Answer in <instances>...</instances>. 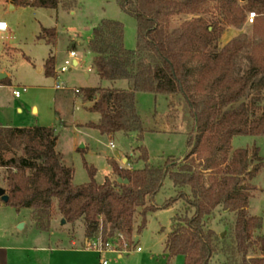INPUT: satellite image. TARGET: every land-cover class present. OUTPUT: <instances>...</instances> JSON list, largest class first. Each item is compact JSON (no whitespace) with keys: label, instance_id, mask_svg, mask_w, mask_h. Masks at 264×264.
Here are the masks:
<instances>
[{"label":"trees","instance_id":"16d2710c","mask_svg":"<svg viewBox=\"0 0 264 264\" xmlns=\"http://www.w3.org/2000/svg\"><path fill=\"white\" fill-rule=\"evenodd\" d=\"M9 1L15 7L48 10L60 3ZM117 1L137 22L136 50L125 47L124 25L112 20L94 28L89 49L102 81L124 80L130 88H82V102L91 104L87 110L100 116V122L89 127L107 136L137 133L142 141L145 133L157 130L145 127L137 94L163 95L169 118L179 120L185 107L192 120L188 132H169L185 133L189 152L182 160L168 157L152 166L147 149L139 147L138 160L145 168H122L110 160L113 172L102 184L90 168V181L77 186L75 170L64 165L57 151L54 128L0 127L7 205L18 213L30 210L40 231L49 232L57 209L67 224L85 222L90 241L100 238L106 243L122 236L130 248L138 243L135 231L141 234L147 215L158 210L156 196L169 178L179 192L165 207L179 200L186 204L185 215L175 216L165 240L170 260L181 256L184 264H215L214 257L220 255L223 264H264V236L258 234L264 219L249 214L256 190L252 181L264 169V159L257 147L232 146L236 137L264 136V0H248L247 8L240 0ZM247 9L256 14L252 37L241 35L220 47L227 29L243 28ZM180 15L192 18L174 24L172 18ZM37 40L53 49L56 29L42 28ZM45 67L47 76H56L52 50ZM217 212L234 217L225 238L210 226Z\"/></svg>","mask_w":264,"mask_h":264},{"label":"rangeland","instance_id":"374dc122","mask_svg":"<svg viewBox=\"0 0 264 264\" xmlns=\"http://www.w3.org/2000/svg\"><path fill=\"white\" fill-rule=\"evenodd\" d=\"M59 1L57 9L48 10L15 7L9 0H0V22L7 25V31L0 32V73L7 75V80L0 82V127L54 128L58 137L57 151L63 155L64 165L75 170L74 184L77 186L90 181V168L97 171L95 180L102 184L112 175L110 160L129 169L145 168L146 163L138 160L141 156L139 147L147 149L152 166L162 165L168 157L184 159L189 152L188 136L169 132H188L193 123L185 107L181 108L179 120L169 118L168 99L163 95L138 93V112L146 128L168 133L148 132L140 141L137 133L119 132L107 136L89 127L91 123L100 122V116L87 110L91 104L82 102L76 91L99 87L130 88L128 81H102L93 69L94 54L89 49L93 30L104 20L120 22L125 29V47L136 50L137 22L121 10L117 0ZM247 2H241L243 7L247 8ZM250 13L254 12L247 9V19ZM191 18L180 15L172 20L174 24H180ZM252 26L247 20L240 30L227 29L220 47L241 35L251 38ZM42 28L56 29L57 43L53 49L46 42L37 40ZM51 50L56 76H47L45 70ZM72 51L76 53L75 59L70 58ZM74 60L78 62L76 66ZM66 61L71 65L62 72ZM14 92L19 96L15 97ZM233 141V149L259 148L264 159V136L236 137ZM7 175L8 171L0 168L1 188L7 186ZM252 184L256 190L250 200L249 214L264 219V169ZM162 190L155 199L158 210L147 215L146 229L141 234L134 233L133 240L139 239L137 245L127 248L126 241H120L118 252L103 254L109 264H184L181 256L169 259L165 240L175 216L185 215L186 204L179 200L165 207L179 192L169 178ZM61 221L62 216L56 209L49 232L40 231L30 210L18 213L0 199V264H100L102 256L88 249L90 240L86 237L85 222L61 226ZM233 221L232 215L217 212L210 226L225 238ZM140 222L141 218H138L135 228ZM262 228L258 234L264 236V225ZM117 241L114 239L115 243ZM138 248L141 252H137ZM224 262L222 256L214 257L215 264Z\"/></svg>","mask_w":264,"mask_h":264},{"label":"built area","instance_id":"2783aa9c","mask_svg":"<svg viewBox=\"0 0 264 264\" xmlns=\"http://www.w3.org/2000/svg\"><path fill=\"white\" fill-rule=\"evenodd\" d=\"M256 18V14L255 13H250L248 16V20L249 23L253 24L254 20ZM7 31V25L4 22H0V32H5ZM70 58L71 59H75L76 58V53L74 52H70ZM73 62H76V60H74ZM71 65V62L66 61L65 62V66L64 68H62V72H66L67 71V66ZM56 89H60V87L57 85ZM77 93L79 91H76ZM15 97L19 96L18 92H14ZM115 240H118L117 243L114 242V239L109 240L108 242H103L100 238L95 239V240H91L88 243V249H92L95 252H97L98 254H100L102 257L100 258V264H109V261L103 257V254L106 252H112V251H117L118 252V248L121 246L120 241H123V237L119 236L118 238H116ZM137 252H141V249L138 248Z\"/></svg>","mask_w":264,"mask_h":264},{"label":"water","instance_id":"95a60500","mask_svg":"<svg viewBox=\"0 0 264 264\" xmlns=\"http://www.w3.org/2000/svg\"><path fill=\"white\" fill-rule=\"evenodd\" d=\"M241 2H246L248 0H240ZM75 66L77 65V62L74 63ZM40 70V69H39ZM38 70V71H39ZM5 79H7V75L4 74V73H0V82L4 81ZM118 183L120 184H128V181L125 180L123 181L122 179H118ZM0 199L2 202H4L5 204L9 203V197L8 195H6V192L3 188L0 187ZM66 225V221L64 219H62L61 221V226H65ZM23 226L20 227V229L22 228ZM221 237L223 238V235H221ZM136 243L139 241V239L137 238L136 240Z\"/></svg>","mask_w":264,"mask_h":264},{"label":"crops","instance_id":"0c3cea01","mask_svg":"<svg viewBox=\"0 0 264 264\" xmlns=\"http://www.w3.org/2000/svg\"><path fill=\"white\" fill-rule=\"evenodd\" d=\"M11 9H13V6H11ZM226 45V44H225ZM77 62V61H76ZM75 63V62H74ZM77 64H78V62H77ZM39 71H41V69L39 70ZM58 90V89H57ZM157 132H162V133H168V132H166L165 130H157ZM117 162V161H116ZM125 162H127V160H125ZM118 163V162H117ZM119 164V163H118ZM120 165V164H119ZM122 168H128L127 166L125 167V166H123V165H120ZM250 207V206H249Z\"/></svg>","mask_w":264,"mask_h":264}]
</instances>
